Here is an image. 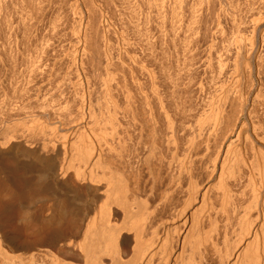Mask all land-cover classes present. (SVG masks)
I'll return each mask as SVG.
<instances>
[{
  "label": "bare ground",
  "instance_id": "obj_1",
  "mask_svg": "<svg viewBox=\"0 0 264 264\" xmlns=\"http://www.w3.org/2000/svg\"><path fill=\"white\" fill-rule=\"evenodd\" d=\"M0 156V264H264V0H0Z\"/></svg>",
  "mask_w": 264,
  "mask_h": 264
},
{
  "label": "rangeland",
  "instance_id": "obj_2",
  "mask_svg": "<svg viewBox=\"0 0 264 264\" xmlns=\"http://www.w3.org/2000/svg\"><path fill=\"white\" fill-rule=\"evenodd\" d=\"M1 157V156H0ZM5 157H7V156H5ZM5 157L4 156H2V158H0V162L3 160L4 162H5V164H4V162L2 161L1 163H0V167H4V166H8L9 165V163H11V162H7V159H9L8 157L5 159ZM21 158H23L24 159V157H21ZM9 161V160H8ZM7 164V165H6ZM11 165V164H10ZM5 186H6V184H5V180L2 178H0V193H4V191H5ZM60 209H61V207H60ZM59 209V210H60ZM65 207L64 206H62V210H61V212L60 213H64L65 214ZM60 213H58L59 214V216H61L62 215V217L64 216V214L62 213V214H60ZM73 252V253H72ZM71 253L72 254H74V256L76 255V258L77 259H80L81 260V262H82V259L80 258L81 256H80V254H79V252H77V251H72Z\"/></svg>",
  "mask_w": 264,
  "mask_h": 264
}]
</instances>
